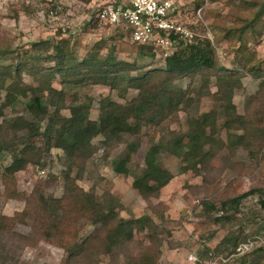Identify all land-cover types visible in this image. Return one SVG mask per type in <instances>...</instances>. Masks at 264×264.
<instances>
[{
  "label": "rangeland",
  "instance_id": "374dc122",
  "mask_svg": "<svg viewBox=\"0 0 264 264\" xmlns=\"http://www.w3.org/2000/svg\"><path fill=\"white\" fill-rule=\"evenodd\" d=\"M124 1L0 0V67L17 66L38 55H54L50 46H47L49 50L40 54L35 47L40 43L53 45L60 42L68 44L71 55L77 61L91 54L98 44L102 46V56L114 48V58L118 62L138 67L130 69L132 77L144 71L161 70L162 61L139 56L138 45L131 42L125 28L115 30L96 19L98 7ZM245 2L250 0H205L201 5L204 16L199 20L195 16L194 0H177L178 17L184 25L193 28L198 37L210 39L216 64L221 69L238 74L241 87L235 89L232 102L237 114L254 118L251 120L256 125L258 119L263 118L261 113H264V84L259 86L261 81L264 82V75L255 79L247 69L253 65L264 71V27L259 35L252 36L253 40H249L243 50H239V42L223 38L227 29L242 19L250 18L251 11ZM42 64L43 69L53 65L48 61ZM21 77L24 83L39 87V82L34 81L29 72H22ZM200 79L201 75L197 74L194 80L185 76L174 81V85L189 91V96L194 99V106L190 108L192 114L207 113L217 108L213 99L217 91L215 75H211L206 87ZM50 84L63 92L62 117L69 116L68 109L72 104H87L88 117L92 121H98L103 116L107 108L106 103L101 105L103 100L124 105L137 94V90L126 81L118 82L114 87L91 81L73 85L63 83L57 73L51 74ZM172 86L169 84L170 88ZM0 94L3 99L4 92ZM255 95L259 96L251 102L250 98ZM42 96L45 97V93ZM21 100L15 107L6 108L0 117V137H6L11 143L22 140L23 133L18 131L16 139H10L5 122L17 116L31 121L24 108L25 100ZM186 119V113L181 109L158 125L143 126L135 137L126 135L118 141L97 136L91 141L88 157L78 163L69 162L60 149L46 151L38 138L33 139L35 146L41 150L39 161L28 163L24 170L13 175V181L5 173L12 162V154L6 149L0 150V264L61 263L65 252L45 240L49 220L46 214L36 210L41 198H63L69 188L67 177L86 193L97 197L111 193L119 200L120 216L125 220L147 216L152 220V226L156 227L153 230L137 226L136 236L145 239L144 244L134 242L123 254L113 257L97 253L90 264H122L126 257L138 256L148 246L147 236L157 237L156 246L150 247H157L158 264H251L252 251L262 249L264 252V209L259 204L260 198L264 199V146L256 145L251 152L241 146L231 149L224 146L230 145L228 132L222 128L223 120L218 117L215 129L219 145L223 146L213 149L214 156L199 173L190 170L181 173L182 156L168 153L166 141L172 133L177 135L186 131ZM45 123L42 122V131ZM128 142L138 144L128 164L130 174H115L113 162L121 156ZM152 144L161 145L157 159L164 169L170 171L172 178L158 197L146 199L133 189L132 182L141 177L143 158ZM10 147L19 151L22 145ZM242 194L245 196L236 209L228 205L222 207L223 201ZM62 206L67 211L69 203L64 200ZM26 212L32 216L24 218L22 214ZM233 214L235 216L232 217ZM229 215L232 217L230 221L222 219ZM33 216L40 222L33 223ZM2 218L9 220L1 221ZM60 226L65 232L74 231L76 242L94 235L98 230V226L73 217L64 218ZM224 238H227V243L221 245ZM233 238H237L235 248L231 243ZM248 241L252 243L251 247L237 252L238 245ZM262 259L260 264H264V255Z\"/></svg>",
  "mask_w": 264,
  "mask_h": 264
},
{
  "label": "trees",
  "instance_id": "16d2710c",
  "mask_svg": "<svg viewBox=\"0 0 264 264\" xmlns=\"http://www.w3.org/2000/svg\"><path fill=\"white\" fill-rule=\"evenodd\" d=\"M204 1L194 0V12ZM117 2L115 4H119ZM245 4L251 11L250 18L242 19L223 34V38L228 41L239 42V50L245 49L246 43L253 40L252 36L259 35L264 27L262 23L264 0H250ZM202 11L201 18L204 16ZM191 31L194 33L191 40H181L170 35V38L175 40L174 50L162 60L161 70L144 71L137 77L130 75V69H138L136 65L118 62L114 58V48H111L107 55L102 56L100 44L96 45L91 54H86L77 61L71 55L67 43L57 42L53 45L40 43L36 44L37 47L34 46L39 54L50 48L55 52L54 55L46 54L44 57L38 55L17 66L0 67V93L4 92L3 99L0 94V117L6 108L15 107L22 101L21 99L25 100V111L31 117V121L26 117L17 116L5 122L6 133L10 135V139H16L15 134L18 131L23 133V138L18 143L15 141L11 143L6 137H0V150L6 149L12 154V162L5 169L7 176L13 181L15 173L24 170L28 163L39 161L41 150L35 146L36 142L33 139L38 138L45 145L46 151L52 148L60 149L69 162L78 163L88 157L93 138L102 136L121 141L126 135L135 137L143 126L158 125L181 109L187 116V129L181 134L172 133L171 138L166 141L168 153L175 157H179L180 154L182 156L181 173L189 170L199 173L201 168L208 166L207 163L214 156L213 149L223 146L219 145L215 129L218 117L223 120L222 128L228 132L227 141L230 145L224 146L230 149L241 146L249 152L254 150L252 147L256 145L264 146V113H261L260 116L263 118L258 119L256 125L251 120L254 118L237 114L232 97L235 89L241 87L238 74L221 69L216 64L210 39L198 37L193 28ZM137 50L141 58L153 59L156 56V47L153 44L138 45ZM41 61H48L53 65L43 69ZM247 71L255 79L263 78L264 71L256 66L251 65ZM22 72H29L33 80L39 82V87L24 83ZM52 73H57L63 83L73 85L91 81L93 84L114 87L118 82L126 81L137 90V94L124 105L103 100L101 105L106 103L107 108L98 121L89 119L87 104H72L68 109L69 116L62 117L60 112L64 106L63 92L51 87ZM197 74L201 75L200 81L205 87L211 75H215L217 91L213 99L217 103V108L207 113L192 114L190 108L194 106V99L189 96V91L174 85V81L185 76H190L194 80ZM169 84L173 86L170 88ZM263 84L264 82L261 81L259 86ZM43 93L45 97L42 96ZM258 96L251 97L250 101L255 102ZM43 121L46 123L42 131ZM10 145H22V147L19 151H15ZM137 145L135 142L126 143L124 152L113 162L115 174L129 176L128 164L137 150ZM160 146L158 144L149 146L143 158L142 175L132 182L133 189L146 199L158 197L160 191L172 178L170 171L164 169L157 159V155L161 152ZM67 181L69 188L62 199L41 198L36 210L46 214L49 220L45 233L44 230L42 231L45 240L53 242L65 252L60 264H90L91 258L97 253L110 257L123 254L134 242L144 244L142 242L145 239L141 240L136 236L137 226L156 230V227L152 226V220L147 216L129 220L122 218L121 204L111 193L106 192L97 197L77 188L68 177ZM244 196L245 194L237 195L223 201L221 205L236 209ZM64 200L69 203L67 211L62 206ZM259 204L264 209L263 198H260ZM23 215L24 218L32 216L27 212ZM66 217L84 219L89 224L98 226V230L94 235L76 242L74 231L65 232L60 226L61 221ZM232 217L223 216L222 219L230 221ZM4 219L9 220L2 218L1 221ZM36 221L40 222L34 217L32 222ZM146 238L148 246H145L138 256L126 257L122 264H158L157 247H150L156 246L157 237ZM225 243L227 238L222 240L221 245ZM231 243L235 248L237 238H233ZM251 254L253 257L251 264H260L259 262L263 261L262 249H255Z\"/></svg>",
  "mask_w": 264,
  "mask_h": 264
},
{
  "label": "built area",
  "instance_id": "2783aa9c",
  "mask_svg": "<svg viewBox=\"0 0 264 264\" xmlns=\"http://www.w3.org/2000/svg\"><path fill=\"white\" fill-rule=\"evenodd\" d=\"M199 7L195 11L201 19ZM177 0H125L121 4L108 3L98 7L95 17L103 25L113 29L125 28L131 42L137 45L153 44L156 47V60H164L174 50V39L191 40L193 31L178 17ZM251 242L238 245L237 252L251 247Z\"/></svg>",
  "mask_w": 264,
  "mask_h": 264
}]
</instances>
